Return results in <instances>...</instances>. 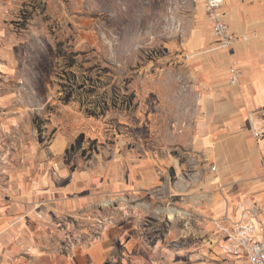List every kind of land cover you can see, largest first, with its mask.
I'll return each mask as SVG.
<instances>
[{"label":"crops","instance_id":"obj_1","mask_svg":"<svg viewBox=\"0 0 264 264\" xmlns=\"http://www.w3.org/2000/svg\"><path fill=\"white\" fill-rule=\"evenodd\" d=\"M21 9V0H0V154L9 159L0 163V264H234L213 219H240L250 204L264 219V141L252 132L255 119L264 131L263 116L255 115L264 108V0H225L230 30L249 36L230 49L215 48L212 23L200 10L188 42L194 100L186 134L167 146L155 139V148L142 141L129 147L117 136L84 158L67 157L83 133L57 129L49 116L37 120L50 100L35 82L37 60L45 58L30 56L38 45L35 20L21 26ZM232 65L238 85L229 83ZM172 169L189 178L172 183ZM171 196L182 198L174 203ZM166 201L184 215L162 238L145 221L156 217L161 226L154 208ZM107 203L119 212L116 224L94 242L61 252L59 225L85 223Z\"/></svg>","mask_w":264,"mask_h":264},{"label":"rangeland","instance_id":"obj_2","mask_svg":"<svg viewBox=\"0 0 264 264\" xmlns=\"http://www.w3.org/2000/svg\"><path fill=\"white\" fill-rule=\"evenodd\" d=\"M21 8V26L35 20L32 37L38 45L30 47V56L45 58L37 60L35 82L50 100L37 120L49 116L57 129L84 135L67 157H91L117 136L130 141L129 147L142 141L155 148V139L167 146L191 128L186 120L194 100L188 42L200 10L205 11L202 0H21ZM53 133L46 136L51 139ZM188 174L177 177L172 169L167 176L176 183ZM171 208L177 214L169 215ZM154 209L163 218L161 226L156 217L146 218L145 226L157 227L164 238L184 213L167 201ZM90 213L119 215L108 203ZM183 246L177 241V248Z\"/></svg>","mask_w":264,"mask_h":264},{"label":"built area","instance_id":"obj_3","mask_svg":"<svg viewBox=\"0 0 264 264\" xmlns=\"http://www.w3.org/2000/svg\"><path fill=\"white\" fill-rule=\"evenodd\" d=\"M202 2L207 17L212 23L216 49H230L239 40L248 41V35L233 33L225 22L222 11L225 0H202ZM240 77L237 66L232 65L229 83L238 85ZM256 114L263 116L262 120H264V108L255 112ZM259 118L261 117L257 119ZM252 132L259 141H264V131L260 129L256 119L252 120ZM8 162V154H0V163ZM84 221L85 223L82 222L80 225H77L75 221H66L59 225L58 229L62 232L59 244L61 252L94 242L101 237L105 228L116 224L114 215L101 213H88L84 217ZM213 223L217 231L226 237L225 252L228 256L235 258L234 264H264V219L258 204L244 207L240 219L226 216L213 219Z\"/></svg>","mask_w":264,"mask_h":264},{"label":"trees","instance_id":"obj_4","mask_svg":"<svg viewBox=\"0 0 264 264\" xmlns=\"http://www.w3.org/2000/svg\"><path fill=\"white\" fill-rule=\"evenodd\" d=\"M83 137H84V135H81V136L77 139V141H76V145H79V143H81ZM71 149L74 150V149H75V146H72ZM71 149H70V151H71ZM67 154H69V152H68Z\"/></svg>","mask_w":264,"mask_h":264},{"label":"bare ground","instance_id":"obj_5","mask_svg":"<svg viewBox=\"0 0 264 264\" xmlns=\"http://www.w3.org/2000/svg\"><path fill=\"white\" fill-rule=\"evenodd\" d=\"M167 212H168V214H169V215H174V214H177V212H176V211H174L172 208H171V209H169V210H167Z\"/></svg>","mask_w":264,"mask_h":264}]
</instances>
